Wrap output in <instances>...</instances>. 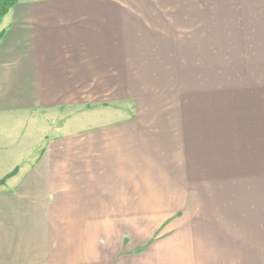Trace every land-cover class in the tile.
I'll use <instances>...</instances> for the list:
<instances>
[{
  "label": "crops",
  "instance_id": "1",
  "mask_svg": "<svg viewBox=\"0 0 264 264\" xmlns=\"http://www.w3.org/2000/svg\"><path fill=\"white\" fill-rule=\"evenodd\" d=\"M175 1L174 28L167 0H18L2 19L0 181L15 173L0 186V264H263L264 233L255 255L246 246L228 253L200 215L177 217L199 209L201 156L204 179L218 178L201 155L213 148L212 128L203 133L206 119L193 108L161 110L149 90L168 91L173 63L175 81L193 84L204 31L213 42L206 51L231 64L228 36L263 52L264 0H208L207 27L193 20L185 43L183 0ZM184 46L197 51L182 67ZM232 87L222 91H240ZM238 125L223 135L252 137ZM258 125L257 152L234 160L264 182V119ZM224 210L227 218L234 211Z\"/></svg>",
  "mask_w": 264,
  "mask_h": 264
},
{
  "label": "rangeland",
  "instance_id": "2",
  "mask_svg": "<svg viewBox=\"0 0 264 264\" xmlns=\"http://www.w3.org/2000/svg\"><path fill=\"white\" fill-rule=\"evenodd\" d=\"M181 4L183 6V15H181L180 20L183 17V27L181 28L180 25L181 31L178 35H180V38H184L183 40L185 43V38L190 37L191 30L196 27V22L201 26L204 25L207 27L209 3L208 0H183ZM176 5L177 3L175 0H167L166 8L169 10L167 25L169 28H174L175 26L173 16ZM238 5L239 4H231L230 7H227V10L232 12L233 9H238ZM220 6L225 7V4H216L217 12L223 10L220 9ZM190 12H194L195 16H190ZM218 15L219 13L217 17ZM157 18L159 21L158 16ZM193 20H196V22L192 26L191 23ZM150 24L153 25L152 23ZM204 32L200 34V46L204 49L198 50V52H200L199 56H196L195 51L197 50L185 46L181 48L182 53H179L181 55L179 60L180 63L182 62L181 59L183 60V67V64L186 65V63L191 61V55L195 52L192 61L200 65L199 67H194V76L190 79L193 84L191 86L190 84L185 85L187 82L186 77H181L180 80L182 78L183 80L180 82L175 81V69L177 67L174 66L173 63L171 67L172 71L168 72V78L173 80L167 82L168 87H166V89L168 91L166 92L162 88L160 90L157 89V91L149 90V95L152 96L150 100L153 104L160 107L161 110L171 107L176 109L182 106L184 108H193L194 112L200 115V117H198L201 119V123L203 122V117L206 119L204 123L205 129H201L204 131L203 133L208 135L207 129L212 128L213 137H208L205 140H208L210 146L213 148L211 152L209 151L205 154L201 153V155H207V158L208 156L210 157L212 162L210 164H212V167L215 169L218 178L209 180L208 182L204 179L202 171L205 162L203 160L204 157L201 156L199 162L200 200L197 202L195 199L196 201H194L196 204L195 207L199 209L195 212H177L179 214L177 217L182 219L184 216V220L190 221V216L198 214L200 215V222L204 220L212 225V227L209 228V231L212 233L210 236L215 241L214 245L219 247L217 248L218 250L231 253L239 251L240 249L244 250L243 246H246L244 251L247 252L249 256L250 254L255 255L257 251V234L260 232L264 233V227L263 229L259 227V224H261L259 198L261 196V189L264 191V182L257 177L256 172L250 171L251 169H249L248 166L245 167L244 162H235L234 159L240 157L242 159L246 153H249L247 152V148L253 149V154L257 152V137H259L257 127L259 126V119H264V116L261 118L264 112V51L259 52V54L255 56L254 51H251L252 44L250 41H243V44L238 46V44L235 45V36H228L229 44L234 50L232 51L233 58L231 64L223 53L217 54L216 52V56L214 57L211 51H206L210 48L209 43L213 42L209 41V35ZM169 33H171V31ZM173 33H175V31H173ZM166 37H171V40L168 41H175V35H167ZM250 38L251 37L247 39L250 40ZM252 39H254V37H252ZM244 40L246 39L244 38ZM215 44L218 45V41ZM215 47L217 48L216 45ZM242 47H246L247 50L242 49ZM218 52L225 51L221 49L218 50ZM214 58L220 60L216 61L215 65L211 66V59ZM171 60L175 62L176 56L173 55ZM182 70H184V68H182ZM197 70H199V77L196 76ZM183 83L184 87H182ZM226 86H233L230 88L231 90L240 89V91H222L224 90L222 87ZM188 88H190V90H186ZM181 92H185L186 97H182ZM230 95H232V97ZM208 112H210L209 121L207 120ZM234 123L235 125L239 124L240 132H243L241 131V128H243L244 134L247 135V133L250 132L252 137L250 138L247 136V138L245 137L244 139L243 136L239 138L232 137L233 134H228L225 137L223 133L227 131H225L223 127H227L229 129L228 131L231 132L233 130L230 128L234 127ZM201 137H204L203 134ZM222 137L225 138L222 139ZM230 138H233L232 140L234 143L236 140V145H231ZM224 140H229V143ZM222 142L225 145H222ZM245 146H247L246 149ZM205 151L207 150L205 149ZM255 161L256 159H254L250 165L253 166ZM191 202H193V200H191ZM229 207L234 211H232V216L227 218L225 214L227 215L228 211H225L224 208ZM170 222L171 221H169V223ZM187 225L190 226V223L188 222ZM187 225H185V227H187L185 230H190ZM226 260L227 262L230 261L234 263V261H239L240 259L227 258ZM216 261H218V259ZM248 261L249 263H254V259L249 258ZM262 262L264 264V259Z\"/></svg>",
  "mask_w": 264,
  "mask_h": 264
},
{
  "label": "trees",
  "instance_id": "3",
  "mask_svg": "<svg viewBox=\"0 0 264 264\" xmlns=\"http://www.w3.org/2000/svg\"><path fill=\"white\" fill-rule=\"evenodd\" d=\"M18 0H0V24L4 16L9 12L11 8H13ZM4 36V32H0V41ZM15 171L7 175L3 180L0 181V186H2L6 179L14 175Z\"/></svg>",
  "mask_w": 264,
  "mask_h": 264
}]
</instances>
